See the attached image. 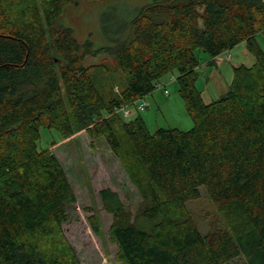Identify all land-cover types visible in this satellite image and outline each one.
I'll return each mask as SVG.
<instances>
[{
  "label": "trees",
  "instance_id": "obj_1",
  "mask_svg": "<svg viewBox=\"0 0 264 264\" xmlns=\"http://www.w3.org/2000/svg\"><path fill=\"white\" fill-rule=\"evenodd\" d=\"M78 2L0 0V264H81L62 228L76 196L37 147L42 127L63 138L86 129L119 157L135 209L108 187L98 196L123 264H264V0H149L99 47L59 23ZM241 42L254 63L233 66L225 94L204 102L196 50L215 57ZM98 54L120 75L117 93L105 96L83 64ZM169 73L189 129L150 132L116 112ZM201 190L224 219L206 232L187 208ZM87 222L98 234L94 214Z\"/></svg>",
  "mask_w": 264,
  "mask_h": 264
},
{
  "label": "rangeland",
  "instance_id": "obj_2",
  "mask_svg": "<svg viewBox=\"0 0 264 264\" xmlns=\"http://www.w3.org/2000/svg\"><path fill=\"white\" fill-rule=\"evenodd\" d=\"M148 2L149 0H79L77 5L65 9L59 23L70 27L79 42L90 39L95 47L108 45L110 41L105 37L106 33L121 28L139 7ZM255 40L259 48L264 50V32L258 33ZM195 54L199 65L194 84L204 102L217 100L225 94L232 79L233 66H250L254 63V56L244 42L215 57L200 49ZM83 64L92 66L89 74L105 96L110 92L117 93L121 78L109 57L103 54L87 56ZM174 76L172 73L162 76L152 93L143 97L148 106L138 112L129 107L133 114L123 118L130 120L140 115L150 132L169 127L189 129L192 122L178 94ZM37 147L49 148L54 153L76 196V202L69 208L67 221L62 228L80 263L123 264L117 256L116 245L107 237L111 215L102 209L98 196L100 189L108 187L118 194L124 206L132 211L135 209L139 196L119 157L114 155L102 136H92L86 129L63 138L56 129L42 127ZM187 208L201 232L224 224L220 211L203 190L200 191L199 198L187 202ZM91 214L97 220L98 234H94L87 222V217ZM230 264H244V259L236 258Z\"/></svg>",
  "mask_w": 264,
  "mask_h": 264
},
{
  "label": "built area",
  "instance_id": "obj_3",
  "mask_svg": "<svg viewBox=\"0 0 264 264\" xmlns=\"http://www.w3.org/2000/svg\"><path fill=\"white\" fill-rule=\"evenodd\" d=\"M148 106V103H145L142 99H137L132 101L128 104H123L119 108L116 109L117 113H120L123 117H129L133 114L131 110H129V107H132V109L136 112L144 110Z\"/></svg>",
  "mask_w": 264,
  "mask_h": 264
}]
</instances>
